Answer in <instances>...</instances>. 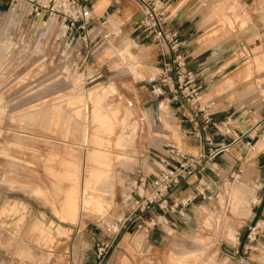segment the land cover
<instances>
[{
  "label": "rangeland",
  "instance_id": "374dc122",
  "mask_svg": "<svg viewBox=\"0 0 264 264\" xmlns=\"http://www.w3.org/2000/svg\"><path fill=\"white\" fill-rule=\"evenodd\" d=\"M30 22L21 14L0 16V264H46L56 253L44 250L65 235L56 230L58 220L70 223L79 257L92 259L97 240L109 238L105 224L126 214L129 201L123 197L159 134L137 101V85L118 75V61L100 74L92 54L96 38L79 58L61 52L57 20ZM128 57L134 79L142 77L130 60L137 58ZM178 124L163 119L176 144L183 137ZM218 191L221 210L202 217L214 229L193 234L195 245L166 241L157 248L165 256L161 264H229L213 238L226 232L234 241V231L220 227L249 205L231 183Z\"/></svg>",
  "mask_w": 264,
  "mask_h": 264
},
{
  "label": "crops",
  "instance_id": "0c3cea01",
  "mask_svg": "<svg viewBox=\"0 0 264 264\" xmlns=\"http://www.w3.org/2000/svg\"><path fill=\"white\" fill-rule=\"evenodd\" d=\"M167 1L170 10L163 25L178 31L182 41L180 49L187 56L188 66L206 85L204 100L212 102L213 119H228L229 122L227 133L223 129L218 132L210 125L206 134L212 135L213 145L229 143V149L216 155L210 169L205 171L209 181L205 185L209 188L205 197L195 190L196 177L182 180L174 198L184 202L190 196L195 197L180 204L181 214L172 213L168 223L153 227L146 226L144 218L128 222L101 264H161L165 256L162 252L158 254L157 248L166 241L172 239V245L178 247L188 240L189 245H195L193 234L214 229L203 225L202 217H207L208 210H221L219 188L214 184L221 187L226 183L238 189L249 208H241L231 223L223 221L220 227L224 231L233 230L234 241L226 232L213 239L223 247L222 253L229 264H264V0ZM10 2L0 0V16L7 13ZM90 17L91 32L96 36L92 54L100 74L108 72L111 64L118 61L121 65L118 75H126L137 85V101L143 103L157 127L153 131L159 134L158 140H151L145 167L138 174L148 179L157 175L168 159L169 146L188 155L206 151L209 145L188 133V123L177 107L167 103L159 93L158 46L139 28L141 14L137 3L133 0H93ZM128 54L137 58L130 60L142 77L134 79L136 74L129 71L123 58H129ZM254 57L257 61H253ZM165 117L175 124L178 122V128H182L179 144L163 125ZM232 171H239V176L233 179ZM151 188L149 182L145 193ZM4 193L0 184V196ZM224 197L229 199L230 195ZM43 213L47 216V211ZM45 222L48 223L47 217ZM255 223H258L255 234L249 240L247 233ZM57 224L56 230L65 231V235L57 237L55 243L44 250L47 254L56 253L55 257L54 254L48 257L46 264H97L95 256L92 259L79 257L73 249L70 223L58 220ZM235 245L238 253L231 254Z\"/></svg>",
  "mask_w": 264,
  "mask_h": 264
},
{
  "label": "built area",
  "instance_id": "2783aa9c",
  "mask_svg": "<svg viewBox=\"0 0 264 264\" xmlns=\"http://www.w3.org/2000/svg\"><path fill=\"white\" fill-rule=\"evenodd\" d=\"M7 15L17 17L23 15L31 26L37 20L42 23L57 20L60 32L57 39H62L61 52H74L82 57L89 51V45L95 38L91 36L90 4L93 0H10ZM140 10L139 28L158 46L160 73L158 76L159 93L169 104H174L182 119L188 123V133L201 143H207L209 148L195 155L179 152L169 146L166 162L159 168V173L148 179L143 174H137L130 182L126 214L115 218L111 224L106 223L109 230L107 240H97L96 261L101 264L114 247L115 240L128 222L144 218L146 226L153 227L168 223V215L181 214L180 204L193 199L188 197L184 202L174 198V192L180 187L182 180L196 177L195 190L205 197L209 191L205 171L210 169V163L216 155L228 151L229 143L212 144V135L206 131L212 125L216 131L227 133L228 119L214 120L210 110L212 102L205 101L206 85L199 79L197 73L188 66L187 56L180 49L182 41L176 29L167 28L163 24L168 18L170 3L167 0H133ZM22 5L23 7H20ZM239 171H232V178L238 177ZM151 183L150 192L145 193V187ZM219 188L218 185L214 184ZM228 202L230 200L227 199ZM227 202V204H228ZM255 223L247 233L249 240L253 239ZM238 238V237H237ZM236 238V239H237ZM238 253V250L235 251Z\"/></svg>",
  "mask_w": 264,
  "mask_h": 264
},
{
  "label": "bare ground",
  "instance_id": "6f19581e",
  "mask_svg": "<svg viewBox=\"0 0 264 264\" xmlns=\"http://www.w3.org/2000/svg\"><path fill=\"white\" fill-rule=\"evenodd\" d=\"M69 197V196H68ZM68 199V198H67ZM66 206V205H65ZM69 209H70V207H69ZM67 212V211H66Z\"/></svg>",
  "mask_w": 264,
  "mask_h": 264
}]
</instances>
